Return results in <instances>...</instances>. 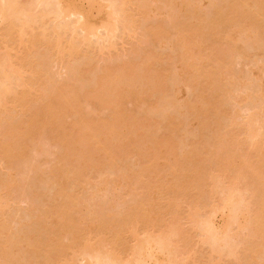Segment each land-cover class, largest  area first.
Returning a JSON list of instances; mask_svg holds the SVG:
<instances>
[{"label":"rangeland","instance_id":"rangeland-1","mask_svg":"<svg viewBox=\"0 0 264 264\" xmlns=\"http://www.w3.org/2000/svg\"><path fill=\"white\" fill-rule=\"evenodd\" d=\"M3 1L0 11L18 5L20 10L16 16L5 11L9 16L1 13L0 18V93L7 90L0 95V200L5 202H0V226L7 224L0 228V248H4L7 233L15 235L12 239L18 238L17 243L23 235L37 233L42 242L38 247L41 253L36 254L41 256L59 231L64 248L58 256L53 252L56 264H88L82 249L92 248L95 241L97 246L94 243L90 253H114L126 264H140L142 259L141 264H175L177 260L178 264H260L264 252V219L260 217L264 215V0H189L191 4L185 8L175 0H127L124 6L118 0L122 15L116 14L118 9L111 11L116 0L113 4L109 0H71L73 8L88 9L93 19L108 21L117 15L121 24L116 23V31L100 26L90 35L78 26L77 32L74 29L79 24L74 22L77 15L55 14L61 8L58 1L73 10L65 0L47 6L43 0L44 9L43 3L39 8L41 0L34 3L37 7L32 6L35 0ZM31 11L37 18H45L34 20ZM4 15L14 20L22 17L16 22L11 17L3 21ZM28 15L33 21L25 24L22 20ZM9 20L16 28H8ZM192 23L189 28L194 39H190L195 44L189 46L194 55L190 52L185 60L194 65L189 67L183 59L184 45L179 42ZM9 68L14 69L11 72ZM17 70L22 75H14ZM253 123L254 130L258 129L255 135L248 129ZM7 143H12L10 150ZM230 195L232 209L223 211L221 205ZM65 197L73 199V204ZM239 207L243 211H235ZM233 210L237 222L231 220ZM62 211L65 214H60ZM206 222L218 229H206ZM162 233L167 238L161 249ZM80 236L86 237L80 239L84 245L78 242ZM257 243H262V254L251 249L250 245ZM22 244H18L17 253L21 252V257L12 260L30 264L29 257L37 256L34 252V257L28 255ZM163 248L171 249L172 255Z\"/></svg>","mask_w":264,"mask_h":264},{"label":"bare ground","instance_id":"bare-ground-1","mask_svg":"<svg viewBox=\"0 0 264 264\" xmlns=\"http://www.w3.org/2000/svg\"><path fill=\"white\" fill-rule=\"evenodd\" d=\"M4 1H5V0H4ZM4 1H3V2H4ZM11 1H12V0H11ZM31 1H32V0H31ZM36 1H37V0H35L34 2H32V6L34 5V6L37 7V3L34 4ZM42 1H43V0H41V2H40V0L38 1V2H40V3H38L39 8H42V6H40V4L43 3ZM44 1L46 2V5H45V6H47V4H50V3H51V4H52V3H55V2H54L55 0H53V2H51V0H44ZM61 1H62V0H61ZM61 1H60V3H62ZM70 1H71V0H70ZM109 1H111V3H112V1H115V0H109ZM117 1H118V0H116V2H115L114 4H113V3H112V4H113V5H117V4H116ZM119 1H121V0H119ZM130 1H131V0H130ZM172 1H173V0H171V2H172ZM191 1L193 2V0H191ZM247 1H248V0H246V2H247ZM5 2H6V1H5ZM9 2H10V0H9ZM67 2H68V3H66V0L63 1V3H65V4H67V5L71 4L72 7H71L70 5H69V6H70L71 9H73L72 11H69V8H68L66 5L63 4V5H64V6H63L62 4H59V1H58L57 4H58V6L60 5L61 8L58 9V10H59L58 12H56L55 10H54V11L56 12L55 14L59 13L58 15H59V16H62V17H63V16H70V15H71V16H73V15H77V19H78V21H77V19H76V21L74 20L75 23H76V22H77V23L79 22V24L76 25V27L74 26V27H75L74 29H76V32H77V26L81 29L80 31L87 32V34L89 33V35H90V33H92L91 31H93L92 29L95 28V30L97 31V30H98V27L101 28L100 26H102L103 28H105L107 31H110V30L113 31V30L115 29V25H116V23L118 22V20L116 19V18H117V17H116L117 15H115V16L113 15L114 18L116 17L115 20H114L113 17H112L113 19H111V18L109 17L110 20L106 18V19L108 20V21H106L105 18H104V21H103V18H102V17H101V18H99V17L96 18V17H94V16H93V17H94V19H93V18L91 17L92 15H91V16L89 15L90 12L87 11L88 9L85 10V11H83L84 8H82L81 10H80V9L77 10L80 6H78V5L76 6V5H75V8H73L74 3L72 4V1L69 2V0H68ZM106 2L109 3L107 0H106ZM125 2H127V0H122V2L119 3V4H122V5L124 6V5H125V4H124ZM128 2H129V1H128ZM128 2H127V3H128ZM173 2L178 3L179 5H182L181 3H183V6H184L183 8H185V6L187 7L188 4H189V5L191 4V3H189V0H188V2L185 1V0H175V1H173ZM1 3H2V1H1ZM16 3H17V1H16ZM107 3H106V5H107ZM187 3H188V4H187ZM193 3H194V2H193ZM196 3H197V2L195 1V4H196ZM51 4H50V5H51ZM57 4H56V5H57ZM99 4H100V3H99ZM102 4H103V3H102ZM119 4H118L117 6H113V5L110 4L112 7H115V10H111V11L115 12L116 9H118L119 11H116V14L119 13L120 15H122V14H121L122 9H120V5H119ZM5 5H6V4H5ZM16 5H18V4H16ZM41 5H42V4H41ZM97 5H98V4H97ZM175 5H176V4H175ZM6 6H8V5H6ZM13 6H14V5H13ZM45 6H44V3H43V8H42V9H44ZM53 6H54V5H53ZM58 6H57V8H58ZM108 6H109V4H108ZM118 6H119V7H118ZM171 6H172V5H171ZM14 7H17V6H14ZM18 7L20 8L19 5H18ZM29 7H30V6H29ZM76 7H78V8L76 9ZM116 7H118V8H116ZM121 7H122V6H121ZM174 7H175V6H174ZM9 8H10V7H9ZM19 8H13V7H12V8H10V9H7V10H9V11L5 10V8H4V10H5L6 12H9V13L12 12V14H10V15H15V13L18 12V10H20ZM23 8H25V7L23 6ZM30 8H31V7H30ZM34 8H35V7H34ZM45 8H46V7H45ZM48 8H49V7H48ZM55 8H56V7H55ZM57 8H56V9H57ZM101 8H102V7L100 6L99 12L101 11ZM108 8H109V7H108ZM123 8H124V7H123ZM126 8H127V7H126ZM180 8H181V6H180ZM1 9H2V7H0V10H1ZM13 9H16V10H13ZM28 9H29V8H27V10H28ZM50 9H51V7H50ZM60 9H61V10H60ZM75 9H76L77 11H76ZM102 9H103V8H102ZM112 9H113V8H112ZM2 10H3V9H2ZM29 10H30V9H29ZM29 10H28V11H29ZM31 10H32V9H31ZM34 10H35V9H33L32 11H34ZM40 10H41V9H40ZM5 11H4V12L0 11V18H1V16H2L1 13H4V14H5ZM28 11H27V13H28ZM32 11H31V13H29V14H30L31 16L35 15V17H34V20H35V19L37 18V15H38V14L36 15L35 13H32ZM36 11H38V9H37ZM46 11H47V12H51L50 10H46ZM120 11H121V12H120ZM147 11H148V10H147ZM22 12H24V11H22ZM25 12H26V11H25ZM25 12H24V15H26ZM44 12H45V11H44ZM88 12H89V13H88ZM97 12H98V9H97ZM101 12H102V11H101ZM123 12H124V11H123ZM195 12H196V11H195ZM13 13H14V14H13ZM36 13H37V12H36ZM39 13H40V12H39ZM45 13H46V12H45ZM45 13H42L43 16H44ZM109 13H110V12H109ZM125 13H128L126 9H125ZM175 13H176V12H175ZM17 14H18V13H17ZM17 14H16V15H17ZM32 14H33V15H32ZM49 14H50V13H49ZM91 14H92V11H91ZM97 14H99V13H97ZM97 14H96V15H97ZM111 14H112V13H111ZM119 14H118V15H119ZM196 14H199V13H196ZM5 15H8V14H5ZM5 15H4V18L2 17V18H3V21H4V19H6V21H8L7 18H10V17H11L10 19H12V17H13V16L8 17V16H9V15H8V16H6L7 18H5ZM16 15H15V16H16ZM30 15H28L27 17H23V20H22L23 23H25L26 21H28L29 19H31V16H30ZM46 15H47V14H46ZM58 15H57V16H58ZM93 15H94V14H93ZM101 15H102V14H101ZM105 15H106V14H105ZM127 15H129V14H126L125 16H127ZM20 16L22 17V15H20ZM39 16H40V15H39ZM47 16H48V15H47ZM50 16H51V15H50ZM57 16L54 15V18H57ZM97 16H98V15H97ZM109 16H110V15H109ZM226 16H227V15H226ZM226 16L223 18V19H225V21H226V19H227ZM21 17H19V18H15V20L12 19L11 21H15V22H16V19L20 20ZM74 17H76V16H74ZM107 17H108V16H107ZM121 17H122V16H121ZM123 17H124V16H123ZM13 18H14V17H13ZM24 18H25V19H24ZM39 18H40V19H41V18H45V16L42 17V15H41V17H39ZM39 18H37L36 20H38ZM60 18H61V17H59V19H60ZM125 18L128 19V17H125ZM129 19H130V18H129ZM18 20H17V21H18ZM31 20L33 21V18H32ZM31 20H30V21H31ZM41 20H42V19H41ZM119 20H120V19H119ZM124 20H125V19H124ZM124 20H123V21H124ZM130 20H131V19H130ZM6 21H5V22H6ZM51 21H52V20H51ZM55 21H56V19H55ZM55 21L53 20V22H55ZM125 21H126V20H125ZM225 21H222V22H224V24H226ZM15 22H14V23H12V22L10 23V20H9V23H10V24H9L8 28L10 27V25H11V27L16 28V27H15ZM43 22H44V21H43ZM57 22H58V21H57ZM130 22H131V21H130ZM130 22H129V23H130ZM18 23H19V22H18ZM27 23H28V22H27ZM29 23H30V22H29ZM119 23H120V22H119ZM119 23H117V24H119ZM129 23H128V24H129ZM133 23L135 24V22H133ZM182 23H183V22H182ZM182 23H181V24H182ZM13 24H14V25H13ZM19 24H20V23H19ZM25 24H26V23H25ZM25 24H24V25H25ZM120 24H121V23H120ZM124 24H125V23H124ZM128 24H127V25H128ZM181 24H180V26H181ZM224 24H223V25L221 24V25H222L223 27H225ZM7 25H8V24H7ZM74 25H75V24H74ZM79 25H80V26H79ZM125 25H126V24H125ZM182 25H183V24H182ZM193 25H194V23H192L191 25H188V27L186 28L187 35H186V33H185V35L181 33L183 36H180V38H183V39H184V40H183L184 42L181 40V42H183V44H180L181 42L178 41V42H179V45H184V48H183V54H184L185 56L183 57V55H182V57H183V59H184L185 62H184V61H183V62L186 63V64H188L187 66H189V67H191V65H192V66L194 65V62H193V64L188 63V61L186 62V60H188L186 57L190 54V52H191V55H194V53H193L194 51H193V50L191 51V47L189 46L190 44H192V43L194 42V41L192 42V40L194 39V36H193L194 33H192V32L190 31V28H189V27H191V26H193ZM18 26H19V25H18ZM116 26H117V25H116ZM130 26H131V25H130ZM227 26H228V24H227ZM6 27H7V26H6ZM11 27H10V28H11ZM113 27H114V28H113ZM128 27H129V26H128ZM10 28H9V29H10ZM13 28H12V29H13ZM117 28H118V26L116 27V30H117ZM12 29H11V30H12ZM24 29H25V28H24ZM56 29H57V28H55V30H56ZM74 29H73V30H74ZM187 29H189V31H187ZM116 30H114V31H116ZM7 31H8V30H7ZM80 31H78L77 34H81V33H79ZM114 31H113V32H114ZM9 32H10V31H9ZM72 32H74V31H72ZM93 32H94V31H93ZM189 32H191L192 34L189 33ZM109 33H110V32H108V35H109ZM111 33H112V32H111ZM6 34H7V33H6ZM24 34H25V33H24ZM74 34H76V33L74 32L73 35H74ZM94 34L96 35V33H94ZM94 34H93V35H94ZM89 35H88V36H89ZM93 35H92V36H93ZM95 35H94V36H95ZM105 35H106V34H105ZM6 36H7V35H6ZM74 36H75V35H74ZM191 36L193 37V39H190V38H192ZM72 38H73V37H72ZM111 38H112V37H111ZM87 39H88V37H87ZM90 39H91V38H90ZM90 39H89V40H90ZM57 40H58V39H57ZM57 43H58V42H57ZM69 44H70V43H69ZM194 44H195V42H194ZM58 45H59V43H58ZM179 45H178V46H179ZM51 46H52V45H51ZM110 46H112V45H110ZM53 47H54V46H53ZM55 47H56V46H55ZM67 47H68V46H67ZM179 47H181V46H179ZM56 48H57V47H56ZM64 48H66V47H64ZM52 49H53V48H52ZM58 49H59V48H58ZM58 49L56 50L57 53H59V52H58ZM49 50H50V49H49ZM54 50H55V49H54ZM54 50H53V51H54ZM63 50H64V49H63ZM67 50H70V48H69V49L67 48ZM59 51H60V49H59ZM61 51H62V50H61ZM65 51H66V50H65ZM51 52H52V51H51ZM67 52H68V51H67ZM72 52H73V51H71V53H72ZM57 53H56V54H57ZM61 53H62V52H61ZM68 53H69V52H68ZM50 54H51V53H50ZM50 54H49V56H50ZM53 54H54V53H53ZM180 54H181V52H180ZM69 55H73V54H69ZM197 55H198V54H197ZM56 56H57V55H56ZM54 57H55V56H54ZM190 57L192 58L193 56H190ZM195 57H196V56H195ZM197 57H198V56H197ZM197 57H196V58H197ZM199 57H200V56H199ZM199 57H198V58H199ZM59 58H60V57H59ZM59 58H58V59H59ZM188 58H189V57H188ZM200 58H201V57H200ZM200 58H199V59H200ZM25 59H27V58H25ZM185 59H186V60H185ZM203 59H204V58H203ZM26 61H27V60H26ZM33 61H34V60H33ZM28 62H29V61H28ZM30 62H31V61H30ZM189 62H191V60H189ZM31 63H32V62H31ZM33 63H34V62H33ZM12 64H13V63H12ZM24 64H25V62H24ZM186 64H185V65H186ZM189 64H190V65H189ZM26 65H27V64H26ZM36 65H37V67H38V63H37V64L35 63V67H36ZM14 66H15V65H14ZM27 66H28V65H27ZM27 66H26V67H27ZM29 66H31V65H29ZM9 67H10V65H9ZM16 67H18V66H16ZM21 67H23V65H21ZM19 68H20V66H19L17 69H19ZM32 68H33V67H32ZM186 68H187V67H186ZM9 69H10V68H9ZM11 69H12V70H11ZM11 69H10V70H11V72H12L14 68H11ZM33 69H34V68H33ZM37 69H38V68H37ZM180 69H181L180 72H182V68H181V67H180ZM180 69H179V70H180ZM261 69H263V68H261ZM30 70H31V69H30ZM34 70H36V68H35ZM184 70H185V69H184ZM186 70H187V69H186ZM186 70H185V71H186ZM263 70H264V69H263ZM19 71H20V70L14 71L15 73L13 72V74L16 75V73L18 74ZM41 71H42V70H41ZM189 71H190V70H189ZM191 71H192V70H191ZM8 72H9V71H8ZM8 72H7V73H8ZM9 73H10V72H9ZM261 73H262V72H261ZM19 74H21V73H19ZM23 74H24V73H23ZM33 74H34V73H33ZM183 74H184V73H183ZM183 74H182V75H183ZM186 74H187V73H186ZM7 75H8V74H7ZM9 75H10V74H9ZM9 75H8V76H9ZM21 75H22V74H21ZM259 75H260V72H259ZM180 76H181V74H180ZM19 77H20V76H18V78H19ZM262 77H264V76L262 75ZM10 78H11V77H10ZM14 78H15V76H14ZM12 79H13V77H12ZM19 79H20V78H19ZM35 79L37 80V78H35ZM39 79H40V78H39ZM259 79H260V77H259ZM22 80H23V79H22ZM22 80H21V81H22ZM47 80H49V79L47 78ZM47 80H46V81H47ZM30 81H31V84H32V80H30ZM18 82H20V81L18 80ZM18 82H15V83H17V85H18ZM43 82H44V79H43ZM43 82H42V83H43ZM259 82L261 83L262 81H259ZM13 83H14V82H13ZM21 83H22V82H21ZM24 83H26V82H24ZM34 83H35V82H34ZM44 83H45V82H44ZM46 83H47V82H46ZM100 83H103V82H100ZM10 84H11V83H10ZM47 84H48V83H47ZM103 84H104V83H103ZM103 84H101V85L104 86ZM263 84H264V83H263ZM41 85H42V84H41ZM23 86H24V85H23ZM27 86H29V85H27ZM30 86H31V85H30ZM261 86H262V84H261ZM5 87H6V85H5ZM24 87H25V86H24ZM41 87H42V86H41ZM41 87H40V89H41ZM44 87H45V86H44ZM104 87H105V86H104ZM263 87H264V86H263ZM263 87H262V88H263ZM45 88H48V87H45ZM101 88H102V87H101ZM5 90H6V89H5ZM9 90H10V89H9ZM74 90H75V89H74ZM93 90H94V89H93ZM97 90H98V89H97ZM99 90H100V89H99ZM262 90H264V88H263ZM1 91H2V90H1ZM40 91H41V90H40ZM42 91H43V90H42ZM45 91H47V90H45ZM91 91H92V90H91ZM6 92H7V90H6ZM6 92L4 91L3 93H0V95H1V96H2V95L4 96V94H5ZM8 92H9V91H8ZM13 92H14V91H13ZM13 92H11V93H13ZM15 92H16V91H15ZM23 92H24V91H23ZM26 92H27V91H26ZM26 92H25V94H28V93H26ZM30 92H31V91H30ZM43 92H44V91H43ZM76 92H77V91H76ZM11 93H10V95H11ZM21 93H22V92H21ZM17 94H18V93H17ZM22 94H24V93H22ZM42 94H43V93H42ZM7 95H8V93L6 94V96H7ZM13 95H14V93H13ZM69 95H70V94H69ZM1 96H0V97H1ZM16 96H17V95H16ZM25 96H27V95H25ZM30 96H31V95H30ZM30 96H29V97H30ZM34 96H35V95H34ZM38 96H39V95H38ZM41 96H42V95H41ZM46 96H47V95H46ZM74 96H75V93H74ZM90 96H91V94H90ZM93 96H94V93H93ZM262 96L264 97V92H263V95H262ZM7 97H8V96H7ZM9 97H10V96H9ZM11 97H12V96H11ZM14 97H15V96H14ZM48 97H49V96H48ZM48 97H47V98H48ZM76 97H77V95H76ZM5 98H6V97H5ZM44 98H45V97H44ZM44 98L42 97V100H44ZM7 99H8V98H7ZM7 99H6V100H7ZM19 99H22V98H21V97L19 98V96H18V100H19ZM24 99H25V97H24ZM35 99L37 100V98H35ZM70 99H71V97H70ZM0 100H1V98H0ZM25 100H26V99H25ZM33 100H34V99H33ZM51 100H52V99H51ZM1 101H3V100H1ZM11 101H13V98L11 99ZM21 101H22V100H21ZM37 101H38V100H37ZM39 102H40V101H39ZM52 102L54 103L53 100H52ZM6 103H7V102H6ZM13 103H14V102H13ZM17 103H18V102H17ZM22 103H23V102H22ZM25 103H26V102H25ZM53 103H52V104H53ZM74 103H75V102H74ZM1 104H2V103H1ZM1 104H0V105H1ZM3 104H4V103H3ZM52 104H51V106H52ZM11 105H12V104H11ZM13 105L16 106V104H13ZM18 105H19V104H18ZM18 105H17V106H18ZM21 105H22V104H21ZM23 105H24V103H23ZM23 105H22V106H23ZM47 105H48V104H47ZM114 105H116V104H114ZM3 106L5 107V104H4ZM3 106H2V107H3ZM14 106H13V107H14ZM19 106H20V105H19ZM22 106H21V107H22ZM27 106H28V105H27ZM27 106H26V107H27ZM53 106H54V104H53ZM119 107H120V106H119ZM157 107H158V106H157ZM9 108H12V107H9ZM40 108H41V107H40ZM49 108H50V107H49ZM30 109H31V107H30ZM35 109H37V107H36ZM43 109H44V108H42V110H43ZM121 109H122V108H121ZM5 110H6V109H5ZM10 110H11V109H10ZM10 110H9V111H10ZM18 110H19V109H18ZM21 110L24 111V108L21 109ZM26 110H28V107H27ZM37 110H38V109H37ZM124 110H125V109H124ZM29 111H30V110H29ZM15 112H17V111H15V109H14V113H15ZM32 112H34V111H32ZM35 112H36V111H35ZM35 112H34V113H35ZM39 112L41 113V110H40ZM39 112H38V113H39ZM121 112H123V111H121ZM14 113H13V114H14ZM23 113L26 114L25 111H24ZM0 114H2V113H0ZM9 114H10V113H9ZM31 114L33 115V113H31ZM121 114H122V113H121ZM126 114H127V113H126ZM22 115H23V114H22ZM35 115H36V113H35ZM35 115H34V117H35ZM37 115H39V114H37ZM255 115H256V113H254V116H253V117H255ZM14 116L16 117V115H14ZM14 116H13V117H14ZM17 116H18V115H17ZM30 116H31V115H30ZM40 116H42V114H40ZM40 116H39V117H40ZM9 117H10V116H9ZM34 117H33V118H34ZM116 117H117V116H116ZM33 118H32V119H33ZM41 118H42V117H41ZM256 118H257V116H256ZM3 119H4V118H3ZM8 119H9V118H8ZM10 119H11V117H10ZM253 119H254V118H253ZM258 119H259V118L256 119L257 122H258ZM13 120H14V119H13ZM33 120H34V119H33ZM36 120H37V119L35 118V121H36ZM42 120H43V119H42ZM42 120H41V121H42ZM116 120H117V119H116ZM5 121H6V120H5ZM11 121H12V120H11ZM28 121H29V120H28ZM250 121H252V117H251V120H250ZM250 121H249V123H250ZM8 122H9V121H8ZM30 122H31V121H30ZM91 122H92V121H91ZM253 122H255V121L253 120ZM5 123H6V122H5ZM43 123H44V122H43ZM116 123H117V121H116ZM116 123H115V124H116ZM251 123H252V122H251ZM24 124H25V123H24ZM44 124H45V123H44ZM44 124H43V126H44ZM93 124H95V123H93ZM136 124H137V123H136ZM37 125H39V124H36V126H37ZM40 125H41V124H40ZM4 126H6V125H4ZM13 126H14V125H13ZM29 126H30V125H29ZM250 126H251V127H250ZM250 126H248V129L251 128L252 131H253L254 128H255V127H254V126H255L254 123H253V125L250 124ZM252 126H253L254 128H253ZM7 127H8V126H7ZM37 127H38V126H37ZM256 127H257V126H256ZM24 128H25V126H24ZM27 128H28V127H27ZM29 128L31 129V127H29ZM9 129H10V127H9ZM21 129H22V128H21ZM25 129H26V128H25ZM30 129H29V130L27 129V132H28V133L30 132ZM35 129H36V127H35ZM11 130H12V129H11ZM36 130H37V129H36ZM255 130H258V129H255ZM255 130L253 131L254 133L251 132V134L255 135V134L257 133V131H256V133H255ZM8 131H9V130H8ZM12 131H13V130H12ZM31 131H32V129H31ZM33 131H34V130H33ZM65 132H66V131H65ZM7 133H8V132H7ZM10 133H11V132H10ZM28 133H27V136H28ZM32 133H33V132H32ZM258 133H259V131H258ZM11 134H12V133H11ZM20 134H22V133H20ZM111 134H113V133H111ZM111 134H109V135L111 136ZM12 135H13V134H12ZM29 135H30V134H29ZM25 136H26V135H25ZM33 136H34V135H33ZM64 136H65V134H64ZM251 136H252V135H251ZM20 137H21V136H20ZM20 137H19V138H20ZM28 137H29V136H28ZM256 137H258V136L256 135ZM14 138H15V136H14ZM19 138H18V139H19ZM22 138H23V137H22ZM30 138H31V137H30ZM32 138H33V137H32ZM34 138H35V137H34ZM37 139H38V138H37ZM10 140H11V139H10ZM14 140H15V139H14ZM14 140H12V141H14ZM16 140H17V139H16ZM68 140H69V139H68ZM19 141H20V140H19ZM19 141H18V142H19ZM10 142H11V141H10ZM26 142H27V141H26ZM36 142H37V141H36ZM36 142H35V143H36ZM5 143H6V142H5ZM14 143H16V142H14ZM30 143H31V142H30ZM7 144H8V145H7L8 148H9V150H10V147H9L10 145H9V144H12V143H7ZM25 144H26V143H25ZM2 145H3V144H2ZM22 145H24V144H22ZM22 145H20V146H22ZM34 146H35V145H34ZM37 146H38V143H37ZM2 147H3V146H2ZM16 147H17V146H16ZM16 147H15V148H16ZM22 147H23V146H22ZM22 147H21V148H22ZM31 147H32V146H31ZM3 148H4V147H3ZM6 148H7V147H6ZM11 148L13 149V146H12V145H11ZM35 148H37V147H35ZM4 149H5V148H4ZM24 149H25V148H24ZM25 150H27V149H25ZM237 150H238V149H237ZM260 150H261V149H260ZM4 151H5V150H4ZM4 151H3V152H4ZM35 151H36V150H35ZM39 151H40V150H39ZM262 151H263V149H262ZM12 152H14V151L12 150ZM4 153H5V152H4ZM8 153H9V151H7L6 155H8ZM10 153H11V152H10ZM24 153H25V152H24ZM24 153H23V154H24ZM13 154H14V153H13ZM263 154H264V153H263ZM9 155H11V154H9ZM12 156H13V155H12ZM7 157H8V156H7ZM13 157H14V156H13ZM13 157H12V158H13ZM72 157H73V156H72ZM7 160H8V159H7ZM233 160H234V159H233ZM220 161H222V160H220ZM234 161H236V160H234ZM5 162H6V161H5ZM8 164H9V163H7V165H8ZM242 165H243V164H242ZM246 165H247V164H246ZM251 165H253V163H252ZM8 166H9V165H8ZM65 167H67V166L65 165ZM65 167H64V168H65ZM226 167L229 169V167L231 168L232 166H229V167H228V165H227ZM233 167H234V166H233ZM252 167H253V166H252ZM255 167H256V166H255ZM9 168L11 169V166H10ZM70 168H71V167H70ZM223 168H224V167H223ZM54 169H55V168H53V170H54ZM60 169H61V168H60ZM62 169H63V167H62ZM256 169H257V168H256ZM56 170H57V169H56ZM51 171H52V170H51ZM57 171H58V170H57ZM61 171H62V170H61ZM73 171H74V170H73ZM77 171H78V170H77ZM77 171H76V172H77ZM218 171H219V170H218ZM225 171H226V170H225ZM229 171H230V170H229ZM252 171H253V170H252ZM52 172H53V171H52ZM59 172H60V171H59ZM222 172H223V171H222ZM55 173H56V172H55ZM57 173H58V172H57ZM62 173H63V172H62ZM78 173H81V171H80V172L78 171L77 174H78ZM224 173H225V172H224ZM74 175H75V173H74ZM78 175H79V174H78ZM12 176H13V174H12ZM56 176H57V175H56ZM60 176H61V175H60ZM60 176H57V177H60ZM76 176H77V175H76ZM216 176H217V175H216ZM218 176H219V178H220L221 174H219ZM61 178H62V177H61ZM79 178H80V177H79ZM1 180H2V179H1ZM77 180H78V179H77ZM2 181H3V180H2ZM12 181H13V180H12ZM12 181H11V182H12ZM60 181H61V180H60ZM8 182H9V181H8ZM0 183H1V182H0ZM58 183H59V182H58ZM215 183H217V182H215ZM6 184H7V181H6ZM11 184H12V183H11ZM14 184H15V183H14ZM14 184H12V185H14ZM9 185H10V184H9ZM215 185H216V184H215ZM14 186H15V185H14ZM0 187H1V186H0ZM12 188H13V187H12ZM0 189H1V188H0ZM3 189H4V188H3ZM10 189H11V187H10ZM2 191H3V190L1 189V192H2ZM11 191H12V190H11ZM10 193H12V192H10ZM10 193H9V195H10ZM0 194H1V193H0ZM6 194H8V193L6 192ZM3 195H5V192H4ZM69 197H70V196H69ZM231 197H232V195H230L229 197H226V196H225L226 199H225V198H224L225 200L223 199L224 202H223V205H221V208L223 209V211H224L225 209H226V210H227V209H232V208H231V207H232V204H231V201H232L231 199H232V198H231ZM0 198H1V197H0ZM4 198H5V197H4ZM65 198H68V197H65ZM71 198H72V197H71ZM68 199H70V198H68ZM68 199H67V201H68ZM1 200H2V199H1ZM1 200H0V202H1ZM2 201H3V200H2ZM5 201H6V200H5ZM69 201L71 202V204H73V203H72L73 199H70ZM69 201H68V202H69ZM221 201H222V199H221ZM3 202H4V201H3ZM233 202H234V201H233ZM236 202H237V201H236ZM66 203H67V202H66ZM4 204H5V202H4ZM4 204L1 203V206H3ZM74 204H75V203H74ZM220 204H222V203H218L217 205H220ZM230 205H231V207L229 208ZM237 205H238V203H237ZM149 206H150V204H149ZM233 206H235V203L233 204ZM263 206H264V205H263ZM215 207H216V206H215ZM49 208H50V207H49ZM217 208H219V207H217ZM217 208H216V209H217ZM239 208H240V207H239ZM263 208H264V207H263ZM61 209H62V208H61ZM233 209H234V207H233ZM45 210H47V209H45ZM50 210H52V209H50ZM66 210H67V209H66ZM66 210H65V211H66ZM237 210H241V208H240V209H237V208H236L235 211H237ZM48 211H49V210H48ZM65 211H62V213H60V214H63ZM148 211H151V209H150V210L148 209ZM221 211H222V210H221ZM233 211H234V210H233ZM233 211H232V212H233ZM235 211H234V212H235ZM241 211H243V209H242ZM39 212H40V211H39ZM39 212H38V213H39ZM51 212H52V211H51ZM57 212H58V211H57ZM59 212H60V211H59ZM216 212H218V210H216ZM216 212H215V213H216ZM45 213H46V212H45ZM47 213H48V212H47ZM52 213H53V212H52ZM222 213H223V212H222ZM238 213H239V212H238ZM238 213H237V214H238ZM240 213H241V212H240ZM242 213H243V212H242ZM263 213H264V212H263ZM53 214H54V213H53ZM53 214H52V216H53ZM64 214H65V213H64ZM66 214H67V213H66ZM261 214H262V213H261ZM48 215H49V213H48ZM241 215H243V214H241ZM3 216H4V215H3ZM5 216H6V215H5ZM38 216H39V215H38ZM212 216H213V215H212ZM212 216H211V218H212ZM234 216H235V218H236V216H237V215H236V212H235V214L233 215L232 218L230 217L231 220H233ZM238 216L240 217V214H238ZM263 216H264V215H261L260 217H262V218L264 219ZM0 217H1V216H0ZM43 217H44V216H43ZM45 217H46V215H45ZM47 218H48V217H47ZM51 218H52V217H51ZM235 218H234V220L237 222V219H235ZM237 218H238V217H237ZM1 219H2V218H1ZM5 219H6V218H5ZM5 219H4V222H5ZM45 219H46V218H45ZM45 219H44V220H45ZM48 219H49V218H48ZM42 220H43V219H42ZM42 220H41V221H42ZM55 220H56V219H55ZM205 220H206V219H205ZM234 220H233V221H234ZM238 220H239V219H238ZM0 221H1V220H0ZM6 221H8V220H6ZM9 221H10V220H9ZM50 221H51V220H50ZM52 221H53V220H52ZM63 221H64V219H63ZM210 221H211V220H210ZM55 222H56V221H55ZM92 222H93V221H92ZM94 222H95V221H94ZM98 222H99V221H98ZM101 222H102V221H101ZM106 222H107V221H106ZM106 222H105V224H106ZM123 222H124V221H123ZM204 222H205V221H204ZM257 222H258V221H257ZM2 223H3V222H2ZM8 223H10V222H8ZM53 223H54V222H53ZM61 223H62V221H61ZM107 223H108L109 226H110V223H109V222H107ZM114 223H115V222H114ZM125 223H126V222H125ZM125 223H124V224H125ZM3 224H6V223H3ZM3 224H2V228H1V226H0L1 229H3V227H4ZM57 224H59V222H57ZM57 224H55V225L53 224V225L56 226ZM63 224H64V222L62 223V225H63ZM99 224H100V222H99ZM105 224H103V222H102V225H105ZM204 224H205V223H204ZM59 225L61 226V224H59ZM76 225H77V224H76ZM106 225H107V224H106ZM111 225H112V224H111ZM115 225H116V224H115ZM115 225H114V226H115ZM118 225H119V224H118ZM121 225H122V224H121ZM212 225L214 226V224H213L212 222H211V223H210V222H209V223L206 222V225H205V226L202 225V226L205 227L206 229H208L207 227H211V228H212V227H213ZM5 226H7V224H6ZM8 226H9V225H8ZM63 226H64V225H63ZM89 226H92V225H89ZM93 226H95V225H93ZM99 226H100V225H98V227H99ZM109 226H108V227H109ZM116 226H117V225H116ZM122 226H124V225H122ZM122 226H121V227H122ZM216 226H217V225H216ZM102 227H103V226H102ZM219 227H220V226H219ZM227 227H228V226H227ZM227 227H226V228H227ZM7 228H8V227H7ZM59 228H60V227H59ZM61 228H62V227H61ZM92 228H93V227H92ZM95 228H96V227H95ZM100 228H101V227H100ZM100 228H99V229H100ZM113 228H114V227H113ZM115 228H116V227H115ZM216 228H217V227H216ZM216 228H212V229H216ZM226 228H225V229H226ZM101 229H102V228H101ZM106 229H108V228H106ZM212 229H211V230H212ZM217 229H218V228H217ZM228 229H230V228H227V231H228ZM91 230H92V229H91ZM91 230H90V233H92ZM95 230H96V229H95ZM112 230H113V229H111V231H112ZM211 230H210V231H211ZM2 231H3V230H2ZM4 231H5V230H4ZM7 231H9V229H8ZM11 231L13 232V230H11ZM98 231H99V230H98ZM100 231H101V230H100ZM105 231H106V230H105ZM108 231H109V230H108ZM115 231H116V230H115ZM174 231H175V230H174ZM213 231H214V230H213ZM213 231H211V232H213ZM219 231H220V230H219ZM222 231H223V230H221V232H222ZM225 231H226V230H225ZM34 232H35V231H34ZM34 232H33V233H34ZM57 232H59V231H57ZM57 232H56V235L52 238L51 242L49 241V242L51 243V244L49 243L51 246H49V248L46 250V251H47L46 254H41V256L38 255V256L40 257V259H38L37 254H39L38 251H39V252L41 251V249L39 250V248H40V244H41L42 241H41V240H38V239H40V238L37 237V236L35 235V234H37V233H35L34 235H31V233H29L30 236L27 234L26 236L29 237V238H27L26 236H25V237H26L27 241H28V239H30V241H28V242L26 241V239H25V237H24V235H23V237H21V238H23V240L20 239V240H22V241L19 240V243L15 242L16 240H18V238H15V240H14V238L12 239L13 236L16 237L15 235H13L12 233H10L11 235H9V233H7V235H6L5 239H4L5 242L3 241V242H4V248H0V252H1V256H0V257L2 258V256H3V261L0 260V261H2L1 264H2V263H4V264H10V263H11V264H12V263H13V264H16V263H19V262H16L17 260H19V259H18L19 256H18V258H16V257H17L16 255H20V257H21V252H19V254H17V253H18V249L20 248V245H21L23 242H25V241H26V242H25L26 244L24 243V244H25V247H23L24 245L22 244V249H23L24 251L26 250L25 252H27L28 255H32L31 253H33V252H34L35 254L37 253V254H36V256H37L36 258H30V257H29V259H30V261H31L30 264H52L53 261L55 262V260H57V259H56L57 257L55 258V256H54V257H53V258H55V260H54V259L52 258V256L55 255V254H56V256H58L57 253H58L60 250H63V249H62L63 246H61V245H62V239H63V238L60 239V235H57V234H60V233H57ZM64 232H65V231H64ZM80 232H81V231H80ZM80 232H79V233H80ZM118 232H119V231H118ZM118 232H116V233L119 235ZM176 232H177V230H176ZM176 232H175V233H176ZM0 233H1V231H0ZM33 233H32V234H33ZM116 233H115V235H116ZM217 233H218V232H217ZM217 233H215V235H217ZM219 233H220V232H219ZM224 233H225V232H224ZM227 233H228V232H227ZM1 234H2V233H1ZM82 234H83V233H82ZM84 234H85V233H84ZM106 234H107V233H106ZM121 234H122V233H121ZM220 234H221V233H220ZM222 234H223V233H222ZM4 235H5V234H4ZM12 235H13V236H12ZM86 235H88V234H86ZM100 235H101V234H100ZM102 235H105V234H102ZM110 235H111V233H110ZM110 235H109V236H110ZM34 236H35V237H34ZM64 236H65V235H64ZM77 236H79V235H77ZM106 236H107V235H106ZM116 236H117V235H116ZM161 236H162L163 238H162ZM161 236H160L161 238L159 237V240H161V241L158 242V243L160 244V243L163 242V243H162L163 245H162L161 247H160V245H159V247L162 249V247L164 246V241H166L165 238H167V237H166V235H165V238H164L163 233H162ZM219 236H220V235H219ZM219 236H218V237H219ZM222 236H223V235H222ZM225 236H227V234H225ZM2 237H3V236H2ZM33 237L36 238V240H35ZM82 237H83V235H82ZM97 237H98V236H97ZM100 237H101V236H100ZM100 237H99V239H101ZM111 237L114 238V237H115L114 234H112ZM118 237H119V236H118ZM210 237H211V236H210ZM215 237H216V236H215ZM263 237H264V236H263ZM88 238H89V236H88ZM77 239H78V238H77ZM80 239L82 240V239H84V238H81V236H80V237H79V241H78V240H76V241H78L81 245H84V244H82V241H80ZM85 239H86V237H85ZM85 239H84V240H85ZM111 239H112V238H111ZM119 239H120V238H119ZM216 239H217V238H216ZM216 239H215V240H216ZM222 239H223V238H222ZM222 239H220V241H221ZM225 239H226V237H225ZM262 239H263V238H262ZM31 240H32V241H31ZM63 240H64V239H63ZM101 240H102V239H101ZM101 240H100V241H101ZM213 240H214V239H213ZM215 240H214V242H215ZM217 240H218V239H217ZM1 241H2V239H1ZM76 241H75L74 243H76ZM86 241H87V240H86ZM86 241H85V242H86ZM94 241H95V240H94ZM100 241H99V243H100ZM157 241H158V240H157ZM218 241H219V240H218ZM218 241H217V243H218ZM262 241H263V243H264V239H263ZM262 241H261V242H262ZM91 242H92V241H91ZM212 242H213V241H212ZM222 242H223V241H222ZM79 243H76V246H78ZM86 243H87V242H86ZM89 243H90V242H89ZM94 243H95V245H96V243H98V241H95ZM94 243L92 242V245H93V247L91 246L92 248L89 249L88 246H90V245H88V246H87L88 249H82V251L85 250V251H84V252H85L84 260L88 261V264H126V262L122 263V260L120 261L121 258H120L119 256H117L116 254L114 255V253H113V255H112V254L109 255L107 252H106V253H105V252H102V253L105 255V257H104V256H100L102 253H101L99 250H98V251L95 250V251H94L95 253H90V250H92V249L95 248V247H94V246H95ZM254 243H256V242H254ZM18 244H20V245H18ZM148 244H149V243H148ZM259 244H260V243H259ZM261 244H262V243H261ZM261 244L258 245V243H257L256 246H255V244H253V246H252V244H251L250 246L252 247L251 249H253V251H254V250L256 251L255 253H257V251H260V252H258V253H261V254H262V251H261V250H263L262 247H264V246L262 245V247H261ZM1 245H2V243H0V247H1ZM69 245H70V244H69ZM2 246H3V245H2ZM60 246H61V249H60ZM64 246H65V244H64ZM70 246H71V245H70ZM96 246H97V245H96ZM143 246H144V245H143ZM165 246H167V245L165 244ZM212 246H215V245H212ZM18 247H19V248H18ZM38 247H39V248H38ZM50 247H51V250H50ZM73 247H75V246H73ZM83 247H84V246H83ZM138 247H139V246H138ZM141 247H142V246H141ZM144 247H145V246H144ZM144 247H143V250L141 251V252H143V253H145V252H144V251H145V250H144ZM169 247H170V245L167 246V248H169ZM24 248H26V249H24ZM58 248H59V249H58ZM63 248H64V247H63ZM69 248H70V247H69ZM80 248H81V247L79 246V249H80ZM97 248H100V247H99V244H98V247H97ZM146 248H147V246H146ZM164 248H165V247H164ZM164 248H163V250L165 251L167 248H166V249H164ZM79 249H77L78 252H80ZM141 249H142V248H141ZM246 249H250V248L246 247ZM28 250H29V252L31 251L30 254H29ZM48 250H50V252H48ZM56 250H57V251H56ZM73 250H75V248H73ZM80 250H81V249H80ZM87 250L89 251L88 254L86 253ZM100 250H101V248H100ZM138 250H140V249L138 248ZM146 250H147V249H146ZM167 250H168V249H167ZM167 250H166V251H167ZM175 250H176V249H175ZM19 251H20V249H19ZM21 251H22V250H21ZM44 251H45V250H44ZM82 251H81L80 253H82ZM92 251H93V250H92ZM101 251H103V250H101ZM168 251H169V250H168ZM170 251L172 252L171 249H170ZM170 251H169V252H170ZM176 251H178V252H177V253H176V252H173V253H176V255L178 256L179 250H176ZM263 251H264V250H263ZM25 252H24V253H25ZM53 252H56V253L54 254ZM73 252H74V251H73ZM75 252H76V250H75ZM139 252H140V251H139ZM162 252H163V251H162ZM171 252H170V254H171ZM34 253H33V257L35 256ZM40 253H41V252H40ZM44 253H45V252H44ZM47 253H48V255H50V253H51V255H50L51 257L46 256ZM137 253H138V252H137ZM143 253H142V255H143ZM258 253H257V254H258ZM60 254H61V253H59V255H60ZM62 254H63V252H62ZM103 254H102V255H103ZM106 254H107L108 256H107ZM257 254H256V255H257ZM22 255H23V254H22ZM43 255H45V256H43ZM144 255H145V254H144ZM171 255H172V254H171ZM173 255H175V254H173ZM15 256H16V257H15ZM62 256H63V255H62ZM81 256H82V254H81ZM83 256H84V254H83ZM106 256H107V257H106ZM140 256H141V255H140ZM177 256H176V257H177ZM41 257H42V258H41ZM44 257H46V259L49 257V259L46 260ZM102 257H103L104 259H103ZM141 257H142V256H141ZM141 257H140V258H141ZM147 257H148V255H147ZM254 257H255V256H254ZM256 257H258V256H256ZM262 257H264V252H263L261 258H260V256H259V258H260L261 260H262V259L264 260V258H262ZM1 258H0V259H1ZM4 258H5V259H4ZM12 258H14V259L16 258V261L14 260L16 263L13 262ZM43 258L45 259L44 261H43ZM51 258H52V259H51ZM143 258H144V256H143ZM145 258H146V257H145ZM177 258H178V257H177ZM177 258H176V259H177ZM259 258H257V259H259ZM6 259L9 260V261H7ZM31 259H33V260H31ZM36 259H37L38 261H36ZM41 259H42V261L40 262ZM50 259H51L52 261H51ZM147 259H148V258H147ZM170 259H171V258H170ZM172 259H173V261L176 260L174 257H173ZM255 259H256V258H255ZM10 260H11L12 262H11ZM34 260H35V261H34ZM61 260H62V259H61ZM81 260H82V259H81ZM263 260H262V261H263ZM6 261H7L8 263H7ZM28 261H29V260H28ZM57 261H58V260H57ZM63 261H64V260H63ZM65 261H66V260H65ZM140 261L143 262L144 260L142 259V260H140ZM178 261H179V260H177V262L175 261L176 263H175V262H174V263H175V264H178ZM253 261H255V260H253ZM257 261H258V260H257ZM257 261H256V262H257ZM262 261L259 260V262H257V263H260V262L262 263ZM78 262H79V261H78ZM138 262H139V260H138ZM142 262H141V263H142ZM168 262H169V261H168ZM84 263H85V262H84ZM86 263H87V262H86ZM86 263H85V264H86ZM127 263H128V261H127ZM130 263H131V262H130ZM141 263H140V264H141ZM145 263H147V261H146ZM145 263H144V264H145ZM148 263H149V262H148ZM169 263H170V262H169ZM261 263H260V264H261ZM28 264H29V263H28ZM53 264H54V263H53ZM55 264H56V262H55ZM131 264H133V263H131ZM136 264H138V263H136Z\"/></svg>","mask_w":264,"mask_h":264}]
</instances>
